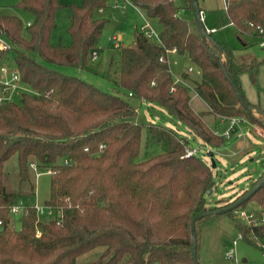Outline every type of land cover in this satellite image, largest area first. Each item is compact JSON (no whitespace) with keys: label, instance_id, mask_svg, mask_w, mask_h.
I'll return each mask as SVG.
<instances>
[{"label":"trees","instance_id":"trees-1","mask_svg":"<svg viewBox=\"0 0 264 264\" xmlns=\"http://www.w3.org/2000/svg\"><path fill=\"white\" fill-rule=\"evenodd\" d=\"M130 1L159 24L163 44L139 29L132 44H120L115 92L51 66L88 64L106 23L95 18L94 11L107 7L106 0L72 5L67 46L50 40L63 6L60 0H20L15 6L32 14L29 25L19 15L2 12L0 5V79L3 65L14 67L23 86L33 91L22 92L19 102L11 100L8 91L0 100V264H195L192 219L216 210L207 207L208 191L216 185L212 162L185 156L190 138L177 128L137 120L138 106L164 108L194 132V140L199 137L220 147L226 139L214 134L202 118L204 111L195 113L189 89L176 84L169 64L160 60L166 49L188 56L200 72L197 79L186 70L182 77L207 104L206 112L245 116L264 127V113L241 88V75L249 72L255 79L264 55L239 56L224 35L228 24L240 34L257 35L250 23L264 27V0H224L223 6L212 8L198 0L207 35L195 16L193 0H184L193 10L190 19L179 14L176 0ZM3 40L6 48H1ZM2 88L0 83V93ZM144 128L147 138L164 149L139 160ZM15 154L20 188L10 191L3 171ZM32 162L39 170L54 171L51 196L45 202L54 208L50 216L39 218L28 199L36 194ZM251 199L264 208V183ZM20 201L25 208L16 219L10 207ZM214 214L218 213L198 220L196 236L200 222ZM13 218L20 228L11 225ZM239 227L243 234L252 230ZM255 231L264 236V225ZM82 255L91 258L84 260Z\"/></svg>","mask_w":264,"mask_h":264},{"label":"rangeland","instance_id":"rangeland-1","mask_svg":"<svg viewBox=\"0 0 264 264\" xmlns=\"http://www.w3.org/2000/svg\"><path fill=\"white\" fill-rule=\"evenodd\" d=\"M20 0H0L2 12L19 15L24 23L32 20V14L29 11L16 7ZM63 6L56 13L57 26L51 33L50 40L54 45H69L71 37L69 35L70 16L72 5H81L84 0H60ZM214 6L221 4L222 0H210ZM179 5V14L187 19L193 15V10L185 6L184 0H176ZM107 7L101 12L98 8L94 11V17L106 20L102 35L95 50L92 52L91 59L85 67H71L51 65L64 73L83 78L103 90L115 92L114 74L118 70L120 63V50L115 46L112 40L113 36H121L122 45H130L134 41L135 30L139 29L147 21V17L130 0H106ZM118 3L120 7L125 5V9L116 10L111 6ZM150 20V19H149ZM153 28L159 32L160 26L156 21L150 20ZM224 35L229 46L239 56L256 55L261 58L264 55V48L260 45L261 39L254 33L240 34L233 24H228L224 28ZM250 53V54H248ZM170 55L172 70L176 75H181L186 67L192 65L194 71L191 76L194 79L200 77L196 66L189 58ZM113 59V67L110 71V62ZM14 68V67H12ZM115 72V73H114ZM10 77V74H8ZM241 88L252 104L260 108L264 113V62L260 65L256 78L254 79L249 72L241 75ZM9 97L15 102L20 101L22 92L33 91L23 86L21 81L16 82V86L8 90ZM7 92V94H8ZM4 93H0V100ZM131 102L139 105V102L132 98ZM190 105L195 113H203V120L211 127L218 128L221 132L228 126V121H223V115L211 114L206 112L207 104L198 97V102L190 101ZM257 108L253 111L261 117ZM137 120L148 123L157 122L166 126L177 128L182 134L190 138L189 145L200 148L199 156L203 152L213 151L216 166H212L214 180L216 185L207 194L208 209L219 210L229 204L234 198L243 194L246 189H251L252 183L259 180L264 174V135L260 136L253 131L254 123L249 119V123L244 126L247 136L226 139L220 147L212 146L209 143L202 142L197 137L192 139L194 132L187 128L182 122L170 115L164 108L158 105L142 104L138 106ZM250 129L252 131H250ZM147 130L143 129L142 146L138 159H145L164 149L162 144L155 143L147 138ZM186 154V153H185ZM207 163L211 165L210 155H206ZM17 155H12L6 162L3 171V183L10 191H16L20 188L17 171ZM32 167V166H31ZM30 167V176L32 182L36 183V194H30L28 199L33 204L44 205L51 196L52 174L46 170L37 171ZM23 186V185H21ZM29 192L28 184L24 187ZM28 189V190H27ZM243 209L251 210L262 207L255 200H248L241 206ZM214 210V211H216ZM13 218L11 225L20 228V224ZM245 226L241 220H237L232 214H214L205 217L197 229V252L201 264H232V261L226 257L227 251L233 246V240L238 237L241 231L239 225ZM243 232V231H241ZM256 232V231H255ZM259 243L264 244V236L254 234L248 231L244 238L238 239L236 245L237 256L242 264H264L263 249ZM85 255V254H84ZM82 255L81 258L84 256ZM91 256H84V260ZM83 260V259H82ZM156 264V263H153ZM187 264V263H181Z\"/></svg>","mask_w":264,"mask_h":264},{"label":"built area","instance_id":"built-area-1","mask_svg":"<svg viewBox=\"0 0 264 264\" xmlns=\"http://www.w3.org/2000/svg\"><path fill=\"white\" fill-rule=\"evenodd\" d=\"M27 24L29 25L30 22H28ZM250 26L253 27L254 31L260 37V39H261L260 45L264 48V27L261 25H254L253 23H250ZM139 30L141 32H143L148 38H150L154 43H156L158 45L163 44L159 32L153 28V26L150 22H146L144 25H142L139 28ZM112 40L114 41L116 47H118L120 45L121 39L118 36H113ZM6 47H7V44L3 40L1 42V48H6ZM175 53H177L176 49H166L165 53L161 54L160 60L165 61L169 64L170 70H171V72L174 76V79H175V83L184 85L185 87H187L189 89V91L192 95L191 100H193L196 97H200L198 92L195 90V88L191 82H189L185 78H183L182 74L176 75L173 72L172 66L170 63V55L175 54ZM186 71L191 73L194 71V67L192 65H190L189 67H186ZM1 72L2 73H1L0 83L3 86L2 93H4V92H7L8 90H10V88L12 89L13 87L16 86V82L20 81V74L16 68H12V67L7 66V65L2 66ZM195 72L200 73L198 70ZM8 74H10V77H8ZM174 89H175V87H172V90H174ZM129 95L132 96L133 93L129 92ZM223 121H228L227 128L222 132L218 128H214V129H212L214 134L223 136L225 139H231L234 136L236 138H239L242 136H247V133L244 130V126L247 123H249V119L247 117H245V116H225ZM253 130H254L253 132L257 135H260V136L264 135V127H262L258 124L254 123ZM250 131H252V130L250 129ZM104 147H105V145L102 144L101 145V151H103ZM199 152H200V148H198L196 146L194 147L192 145H189L186 149L185 156L199 155ZM210 152L211 151H209V150L203 152V154L201 155V158L203 161L207 162L206 155H209ZM65 163H68V161L66 160ZM31 166L34 170H36V171L38 170L37 174L40 173L35 162H32ZM46 171L50 172L51 174L54 173V171H52L51 169L46 170ZM35 207L37 209V213H38L39 218H41L42 216H44V217L50 216L54 213V208L52 206H48L45 204L44 205L35 204ZM24 208H25L24 202L20 201L18 203L11 205L10 212L16 219H18L22 215ZM232 213H233V216L237 220H241L247 226L251 227V229H252L251 231L254 234L256 233L255 228L264 225V208H262V207L253 208L251 210H246V209H243L242 207H237V208L232 210ZM0 224H2V220H0ZM242 238H244V234H243V232L240 231L238 233V237L233 240V246L230 247V249L226 253V257L232 261V264H242L241 260L237 256V251H236V245L238 243V239H242ZM259 245L263 249L262 255L264 256V244L259 243Z\"/></svg>","mask_w":264,"mask_h":264},{"label":"water","instance_id":"water-1","mask_svg":"<svg viewBox=\"0 0 264 264\" xmlns=\"http://www.w3.org/2000/svg\"><path fill=\"white\" fill-rule=\"evenodd\" d=\"M194 1V11H195V16L201 26V29L203 31V33L205 35H207V31L203 25V17H202V12L199 9V2L198 0H193ZM0 34H1V30H0ZM234 87H236L235 83L232 81ZM236 92L238 94V97L241 100L243 99V96L241 94V91L236 88ZM209 155L211 156V161H212V166L215 167L216 166V161L214 158V152L211 151L209 153ZM264 183V177L253 187L251 188L247 193H245L240 199H238L236 202H234L233 204L223 207L219 210L216 211H206V212H202V213H198L197 215H195L192 219V233H193V246H192V257L193 260L195 262V264H201L198 258V252H197V236H196V228H197V222L199 219L203 218L206 215L212 214V213H225V212H229L239 206H241L242 204H244L247 200L250 199V197L263 185ZM208 193H211V189L208 191Z\"/></svg>","mask_w":264,"mask_h":264},{"label":"crops","instance_id":"crops-1","mask_svg":"<svg viewBox=\"0 0 264 264\" xmlns=\"http://www.w3.org/2000/svg\"><path fill=\"white\" fill-rule=\"evenodd\" d=\"M126 1V0H125ZM201 2V5L204 7V8H212V7H218V6H223L224 5V0L221 1V4H218L217 6H214L212 4V2L210 0H200ZM112 8L116 9V10H119L120 8H122L123 10L125 9V5H123V7H120V5L118 3H114L112 6ZM2 10V9H1ZM101 12L104 11V8L103 9H99ZM140 10V9H139ZM142 12V11H141ZM143 13V12H142ZM30 22V21H29ZM146 22H150V20L147 18V21ZM71 23V21H70ZM57 26V25H56ZM121 41H122V37L121 36H118ZM120 41V42H121ZM116 46V45H115ZM250 54V53H248ZM172 55H176V54H171ZM179 57H183V58H188V56H182V55H178ZM193 100H195V102H198V97L194 98Z\"/></svg>","mask_w":264,"mask_h":264}]
</instances>
